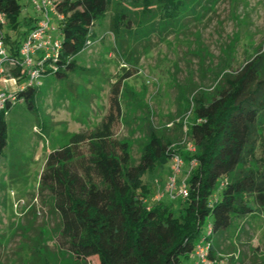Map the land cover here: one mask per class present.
I'll return each instance as SVG.
<instances>
[{"label": "trees", "instance_id": "trees-1", "mask_svg": "<svg viewBox=\"0 0 264 264\" xmlns=\"http://www.w3.org/2000/svg\"><path fill=\"white\" fill-rule=\"evenodd\" d=\"M188 1H57L56 9L64 20L56 74L64 75L67 68L75 67L76 55L94 35V24L109 11L117 47L126 51L124 42L129 41L133 26L163 32L164 24L170 26L181 19ZM21 11L18 0H0V14L7 18L0 29H4L5 43L13 55L18 54L22 38L36 22L26 19L24 28L19 20ZM129 50L136 61V51ZM130 75L128 72L112 85L108 111L98 125L74 133L69 143L49 152L40 180L61 217L59 235L77 260L88 264L95 256L99 264H180L182 256L193 254L206 223L212 225L210 238L214 241L235 218L257 209L264 211V158L258 156L260 147L264 148V51L237 71L218 73L212 90L193 93V118L187 133L197 152L188 158L195 159L197 166L188 177L186 204L179 216L161 202L148 207L143 199L151 192L144 176L176 154L172 147L181 141L183 122L168 134L149 121L148 139L137 162L129 142L114 138V127L122 115L125 79ZM37 92V87H30L19 93L18 101L34 109ZM12 105L0 112V154L7 145L6 115ZM86 159L98 180L86 172ZM225 176L229 180H223ZM43 233L41 230L40 239Z\"/></svg>", "mask_w": 264, "mask_h": 264}, {"label": "rangeland", "instance_id": "rangeland-1", "mask_svg": "<svg viewBox=\"0 0 264 264\" xmlns=\"http://www.w3.org/2000/svg\"><path fill=\"white\" fill-rule=\"evenodd\" d=\"M18 1L22 5L19 20L25 28V20L39 18V11L32 0ZM188 2L181 19L170 26L164 24L163 32L133 26L129 41L124 42L127 55L117 47L109 11L94 24L92 44L76 55L73 69L41 78L34 109L23 100L12 105L6 115L7 145L0 154V264H86L71 254L59 235L61 217L40 176L49 152L69 143L74 133L87 132L100 123L109 108L112 85L128 72L131 75L125 79L122 115L114 127V138L129 142L137 162L148 139L149 121L168 134L183 122L181 141L172 148L183 160L178 188L187 182L197 166L195 159L188 158L197 152L190 150L194 141L187 133L193 118V93L212 90L218 73L237 71L264 51V0ZM131 47L136 61L128 54ZM83 151L88 156L87 145ZM258 156L264 158L263 147ZM85 164L86 172L98 180L90 160ZM172 166L170 158L144 176L151 192L143 200L148 207L161 202L179 216L185 197L165 194L161 201L156 200L165 191ZM42 244L46 246L38 252ZM213 245L212 264L223 260L227 264H264V211L257 209L235 218L227 231L214 238ZM195 261L189 254L181 257L180 264ZM88 264H99L97 257H91Z\"/></svg>", "mask_w": 264, "mask_h": 264}, {"label": "built area", "instance_id": "built-area-1", "mask_svg": "<svg viewBox=\"0 0 264 264\" xmlns=\"http://www.w3.org/2000/svg\"><path fill=\"white\" fill-rule=\"evenodd\" d=\"M32 2L39 11V18H35L34 27L22 38L17 55L11 53L5 43L4 29H0V112H3L8 104H15L20 92L30 87H38L43 76L57 73L59 70L58 59L62 49L61 25L64 15L56 9L57 0H32ZM0 24L3 26L7 24L5 14H0ZM91 44L92 40L88 39L85 48ZM17 69L19 73L15 74L14 70ZM189 148L192 152L197 151L195 143ZM172 162V172L165 191L156 196L158 201H161L165 194L170 198L181 196L186 198L187 182L184 180L182 187L178 188V176L182 170L183 160L179 155L174 154ZM212 232V225L208 223L207 231L201 235L194 247L195 264H212L210 257L213 246L210 238ZM221 264L227 262L223 260Z\"/></svg>", "mask_w": 264, "mask_h": 264}]
</instances>
